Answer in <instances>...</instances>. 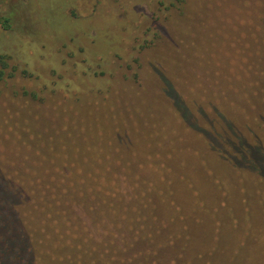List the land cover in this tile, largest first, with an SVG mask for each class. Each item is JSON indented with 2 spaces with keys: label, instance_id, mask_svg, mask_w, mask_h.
Wrapping results in <instances>:
<instances>
[{
  "label": "trees",
  "instance_id": "obj_1",
  "mask_svg": "<svg viewBox=\"0 0 264 264\" xmlns=\"http://www.w3.org/2000/svg\"><path fill=\"white\" fill-rule=\"evenodd\" d=\"M185 2L171 0L166 9L184 14ZM257 3L262 8L259 21L242 35L241 51L223 56L221 63L229 66L228 72L216 73L220 79L215 86H221L216 90H229L230 99L216 106H225L219 114L225 119L211 114L214 106L210 103L218 99L204 100L199 87L191 89L189 96L180 92L179 80L188 76L184 70L170 79L162 74L164 89H174L168 99L134 101L127 108V100L121 98L131 87L135 89L142 73L131 64L137 45H128L129 35L106 31L94 44L80 49L87 55L85 74L93 86L66 77L65 91H76L78 98L64 104L48 103L50 100H38L37 104L33 102L39 97L35 89L23 88L28 100H12L17 92L9 88L11 100L0 98V264H246L244 256L256 242V252L264 258V227L253 232L251 222L248 225L254 215L264 219V110L257 103L264 105V0ZM15 19L9 13L0 14V29L12 31ZM181 32L188 39L190 33ZM217 42L209 41V45ZM166 47L173 46L168 42ZM166 56L160 63L167 73L171 65L170 55ZM18 67L12 55L0 49V84L15 80ZM126 69H132L133 76ZM200 70H194L195 86L213 72ZM21 73L32 76L27 70ZM222 78L226 84L221 83ZM153 86L157 89L159 84ZM208 92L211 97L217 95ZM179 100H194L204 106L208 116L195 120L197 124L218 119L226 125L228 148L221 150L220 158L228 159L227 163L195 145L197 134L202 137L198 128L196 133L191 129L186 113L169 121V112ZM87 104L89 118L83 113ZM73 105L72 112L65 111ZM147 106L151 122L163 123L160 130L143 127V107ZM54 112L62 117L66 113L68 119L54 116ZM112 114L117 115L124 132L115 131ZM74 125L82 131L79 135ZM204 170L208 176L203 175ZM199 177L203 186L212 182L210 193L198 192ZM181 191L187 196L182 204L188 206L178 217L167 206L174 200L181 210L177 200ZM90 195L100 202L98 211L93 212L95 220L91 215L88 220L82 217ZM113 198L114 202L110 201ZM126 198L122 207L119 202ZM135 207L140 211H134ZM194 207L201 208V216L190 213ZM205 212L212 215L215 226L203 223L198 225L200 232H193L189 219H203ZM240 223L245 226L243 233L237 230ZM230 230L240 236L233 237L235 247L228 249L232 252L227 256ZM181 238L184 240L179 242Z\"/></svg>",
  "mask_w": 264,
  "mask_h": 264
},
{
  "label": "rangeland",
  "instance_id": "obj_2",
  "mask_svg": "<svg viewBox=\"0 0 264 264\" xmlns=\"http://www.w3.org/2000/svg\"><path fill=\"white\" fill-rule=\"evenodd\" d=\"M170 1L0 0V14L9 13L16 18L12 31L0 29V49L11 54L12 62L19 66V74L16 79L14 78L15 80H12L7 85L0 84V89L3 91L0 94V98L28 100V96H24L22 93L23 88L35 89V91L39 92V97L36 101L33 100L37 104L40 103L38 100H50L48 103L63 101L62 104H64V101L78 98L80 95L76 91H72L71 94L65 91L68 86L66 77L69 75L68 78L74 81L80 79L82 84L93 86V83L87 79L85 74L87 65L84 59L87 55L80 52V49L94 44L96 39L101 37V32L106 31L110 34L129 35V40L131 41L127 42L128 45H137L136 51L132 54L131 64L133 70L136 67L138 71L140 67L142 73L138 78L139 80L136 83L134 82L135 89L133 90V87H131L128 93L121 98V100H127V108L132 106L134 101L146 102L153 100V98L168 99L174 89L169 88L170 86L164 89L166 83L161 78L162 74L170 79L173 74L178 75V72L181 73L184 70L187 71L186 74L188 76L181 81L179 80L180 92L188 94L191 89L197 90L199 87L202 90L201 93L204 100L218 99V102L210 103L214 106L211 114L225 119V117L219 115L225 106H216H220L222 100L230 99L229 90L225 89L221 92L216 90V87H221L219 85L215 86L214 82L218 83L216 79H220L216 73L222 72L221 74H224L228 72L229 66L226 63H221V61H224L223 56L230 52L232 54L235 51H241L245 42L242 35L249 27L259 21L258 13L262 10L261 4L259 5L257 0H186L183 4V7H185L184 14H180L181 11L179 9H172V11L166 9ZM182 30L190 33L188 39H184L183 36L186 34L182 33ZM234 35H240V41H237ZM105 37L107 38V36ZM215 39L218 41L216 45H209V41H215ZM120 40L119 45L123 46V40ZM168 42L173 47H166ZM166 55H170L168 58L171 65V69H167V73L161 67L162 63H160V60H164L167 57ZM136 57L139 58L138 62L133 61V58ZM72 62L73 66L71 65ZM157 67L160 69L157 70L161 75L156 71ZM201 68L213 70V72H210L211 75L208 77V81L201 78L200 82H198L199 86H195L193 85L194 70L200 72ZM127 69L126 73L129 71ZM22 70H27L32 76L23 77ZM133 70L129 71L131 76H133ZM39 74L45 79L39 77ZM221 83L226 84L227 82L222 78ZM157 84L159 86L156 89L153 85ZM4 86L7 88H4ZM61 86L63 87L60 88ZM9 88H15L17 97L8 98V94L10 95L11 92ZM42 89L43 91H41ZM58 90H61L62 93H58ZM163 90L164 92H158ZM208 90L217 92V95L213 94L215 97L209 96ZM83 100L89 99L84 97ZM257 103L258 107L260 106L259 108L264 110V105H261V102ZM74 107V105L66 106L65 111L72 112L71 108ZM85 107L84 117L89 118V105L87 104ZM143 109V127H148V129L153 131L160 130L163 123L151 122L149 107H143ZM203 110H205L204 106L194 100H179L173 111L169 112V121L181 118L182 114L185 116L186 113V117L191 122V129L196 133L198 128V133L202 137L200 139L197 134L195 145L206 151L209 156H213L214 159L223 163L224 159L220 158L222 155L221 150L228 148L224 139V136H226L224 134V126L226 125L218 119H208L197 124L196 121L208 116L205 115ZM54 113V116L62 117L61 113ZM62 118L64 120L68 119L66 113H64ZM110 120L116 132L122 133L125 131L124 126L119 123V119L117 120V115L112 114ZM71 124L73 125V123ZM66 127L68 126L66 125ZM75 129L78 135L79 132H82L78 126H75ZM229 136L233 138L234 134ZM140 141L141 139H138V142ZM262 143L264 144V138ZM93 148L94 152L98 151L97 145H94ZM227 160L224 161L227 163ZM225 162L224 164H226ZM198 166V171L201 173L202 166L199 163ZM203 175L208 176V172L204 170ZM178 178L181 179L180 176ZM198 180L200 181V190L198 192L203 194L210 193L212 182H209L211 184L209 186H203L201 185V177ZM190 191L192 192L193 190ZM189 194L194 197V201L197 199L193 194ZM175 195L176 193L173 195L174 199ZM90 196L91 199H88L90 201L84 206L87 213L85 212V216L82 217L85 220H88L89 215L92 217L93 212L98 211V205L100 204L94 195ZM179 198L180 200H177L181 204V210L174 200H169L172 205L167 206L178 217L188 206L186 203L182 204L187 201L184 191L180 192ZM127 199L124 202L120 201L119 204L123 207L128 201ZM110 201L114 202V198ZM88 208L92 211L91 214ZM194 210L190 209V213H197L198 216L202 215L200 207H194ZM134 211H140L139 207H135ZM134 211L132 210V212ZM82 212L79 213L82 214ZM167 213L170 212L168 211ZM131 217L134 218L135 216ZM96 218L92 217V220ZM176 221L179 223L178 220ZM249 222H251L253 232L257 231L258 227H264V219L260 214L252 216L251 221L248 219V225ZM203 223L211 227L215 226L212 215L206 214V212L203 215V219H189L188 225L193 232H200L201 229H199L198 225ZM91 228L97 229L93 224ZM244 228L245 226L240 223L237 230L243 233ZM258 234L260 235V233H257V236ZM235 236L239 237L240 235L237 231L230 230L227 242V256L232 252L228 249L235 247V243H233V237ZM181 240H184V238L178 239L179 242ZM138 243L143 244L145 242L139 241ZM196 243L201 244V242ZM256 243L250 245L249 251L244 256L246 264H264L263 255L256 252L259 246V243ZM260 245L262 246V244Z\"/></svg>",
  "mask_w": 264,
  "mask_h": 264
}]
</instances>
